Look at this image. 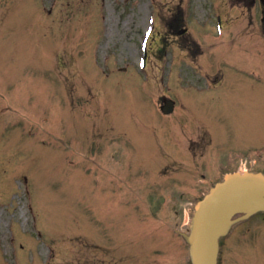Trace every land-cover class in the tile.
I'll return each mask as SVG.
<instances>
[{"label":"rangeland","instance_id":"rangeland-1","mask_svg":"<svg viewBox=\"0 0 264 264\" xmlns=\"http://www.w3.org/2000/svg\"><path fill=\"white\" fill-rule=\"evenodd\" d=\"M234 5V0H0V25L16 26L14 36L6 37H15L9 52L1 51L5 40H0V85L5 83L0 89L8 97L0 94V264H188V246L176 231H189L196 203L227 172L224 152L233 157L247 144L264 143L260 9L251 18ZM178 11L190 39L205 49L197 62L188 53L194 45L175 37L173 42L168 32L165 62L158 51L161 33ZM215 11L225 20L222 34ZM152 16L158 29L148 71L142 72L137 61ZM218 69L225 73L229 96L226 106L204 119L216 140L206 151H190V133L202 117L185 113L181 102L174 116L165 117L158 99L179 93L188 99L193 88L184 80ZM254 74L263 82L249 84ZM247 83L256 92L243 89L245 102L240 87ZM254 93L260 94L259 106L253 105ZM142 97L150 102L141 103ZM154 126L172 147L166 157L160 150L165 139L155 136ZM253 130L261 137L250 136ZM199 158L205 168L196 172ZM261 159V167L250 168H264V153ZM174 160L180 164L169 166ZM203 172L206 181L199 177ZM249 224L260 228L264 217ZM89 241L96 246H86ZM251 244L254 264H264V239ZM233 249L236 256L239 249ZM230 253L231 260L227 251L222 260L235 264Z\"/></svg>","mask_w":264,"mask_h":264},{"label":"water","instance_id":"water-1","mask_svg":"<svg viewBox=\"0 0 264 264\" xmlns=\"http://www.w3.org/2000/svg\"><path fill=\"white\" fill-rule=\"evenodd\" d=\"M264 210V177L234 175L217 185L199 204L188 241L194 264H216L218 238L225 234L237 213Z\"/></svg>","mask_w":264,"mask_h":264}]
</instances>
